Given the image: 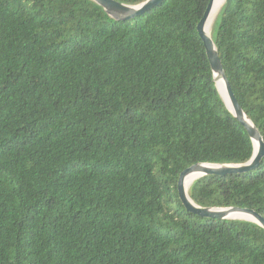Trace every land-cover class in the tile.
Instances as JSON below:
<instances>
[{
	"label": "trees",
	"instance_id": "obj_1",
	"mask_svg": "<svg viewBox=\"0 0 264 264\" xmlns=\"http://www.w3.org/2000/svg\"><path fill=\"white\" fill-rule=\"evenodd\" d=\"M210 1L113 19L91 0H0V264H264L261 227L177 190L192 165L253 153L197 31ZM210 37L264 143V0H226ZM187 194L264 218V155Z\"/></svg>",
	"mask_w": 264,
	"mask_h": 264
},
{
	"label": "water",
	"instance_id": "obj_2",
	"mask_svg": "<svg viewBox=\"0 0 264 264\" xmlns=\"http://www.w3.org/2000/svg\"><path fill=\"white\" fill-rule=\"evenodd\" d=\"M91 1L94 2L96 5H98L99 7H101L109 17L116 19L120 15H134L139 12H142L148 6L156 2H159L160 0H147L146 2L138 6H127V5L115 2L113 0H91ZM213 1L214 0H211L209 5L207 6V9L204 13L203 18L197 25V31H198L200 38L203 41L207 59L209 61L211 70L214 75V81H215L217 92L221 100L223 101L226 109L229 111V113L247 131L249 138L251 140L252 146H253V153H252L251 158L244 164H237V165L195 164V165H192L191 167L185 169L183 172L180 173L178 180H177V190H178V194H179L180 200L182 201L183 205L187 209H190L191 211L195 212L201 217L211 216V217H216L219 219H226V220L247 221V222H251V223L258 225L264 230V218L261 217L257 212L252 211V210H247V209H240V208L202 209L192 203L186 191V182L188 180H192V182H194L195 180L201 177L207 176V175L223 176V175L232 174V173H243V172H246L252 169L257 164L258 160L264 155V143H263L262 137L260 133L258 132V130L254 127L252 122L247 118V116L245 115V113L243 112L239 104L237 103L230 89L228 80L221 67V63H220L215 45L210 35H207L205 31L206 22L209 18ZM225 1L226 0H224L223 4L225 3ZM223 4L221 5V7L223 6ZM221 7L219 8V11ZM216 17H215V20H216ZM213 26H214V23H213ZM218 81H220L223 85L224 97L218 87ZM225 100L228 102V105L226 104Z\"/></svg>",
	"mask_w": 264,
	"mask_h": 264
},
{
	"label": "bare ground",
	"instance_id": "obj_3",
	"mask_svg": "<svg viewBox=\"0 0 264 264\" xmlns=\"http://www.w3.org/2000/svg\"><path fill=\"white\" fill-rule=\"evenodd\" d=\"M224 0H214L213 1V4H212V8H211V12H210V15H209V18L206 22V26H205V31H206V34L207 35H210L211 34V31H212V28H213V22H214V19L219 11V8L221 7V5L223 4ZM218 87L224 97V89H223V85L220 81H218ZM226 101V100H225ZM226 104L228 105V102L226 101ZM192 180H188L186 182V191H188V188L191 184ZM192 185V184H191Z\"/></svg>",
	"mask_w": 264,
	"mask_h": 264
},
{
	"label": "rangeland",
	"instance_id": "obj_4",
	"mask_svg": "<svg viewBox=\"0 0 264 264\" xmlns=\"http://www.w3.org/2000/svg\"><path fill=\"white\" fill-rule=\"evenodd\" d=\"M215 20V19H214ZM214 23V22H213ZM213 29V28H212Z\"/></svg>",
	"mask_w": 264,
	"mask_h": 264
}]
</instances>
